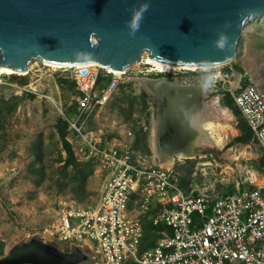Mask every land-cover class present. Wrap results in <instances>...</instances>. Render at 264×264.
I'll use <instances>...</instances> for the list:
<instances>
[{
  "label": "rangeland",
  "instance_id": "rangeland-1",
  "mask_svg": "<svg viewBox=\"0 0 264 264\" xmlns=\"http://www.w3.org/2000/svg\"><path fill=\"white\" fill-rule=\"evenodd\" d=\"M30 69L27 75H0V258L34 237L41 238L42 231L55 218V205L61 197L73 198L83 206H95L105 179L100 165L91 161L86 181L80 182L79 169L88 160L82 156L78 139L68 127L64 139L59 132L65 121L63 113L71 116L76 109L72 69L45 65L39 59L31 62ZM95 70L99 78L108 74L107 69L98 65ZM222 71L230 76L226 81H214L208 77L214 71L199 68L158 71L149 65L145 53L144 63L126 70L116 93L89 125L104 126L109 139L126 142L137 152L157 155L158 105L145 79L168 76L181 84L206 83L205 103L223 107L222 91L238 92L251 83L264 92V19L253 18L242 29L236 57ZM13 96L21 97L15 106ZM211 114L210 118L220 123L213 135L220 133L223 141L218 144L215 140L210 146L199 143L201 156L175 157L173 164L182 185L188 191L206 190L217 196L237 191H231L230 184H243L250 173L255 174L257 182L264 180V172L257 167L264 153L260 145L255 140L247 144L234 141L241 134L239 118L229 108L226 118L218 116L220 112L217 116ZM64 140L72 146L81 164L76 169L64 167ZM88 170L84 166L82 172ZM244 184L250 185L246 181ZM155 211L151 210L143 221L145 233L151 222L159 225L154 223ZM151 232L148 239L144 233L142 246L155 243L168 229Z\"/></svg>",
  "mask_w": 264,
  "mask_h": 264
},
{
  "label": "built area",
  "instance_id": "built-area-1",
  "mask_svg": "<svg viewBox=\"0 0 264 264\" xmlns=\"http://www.w3.org/2000/svg\"><path fill=\"white\" fill-rule=\"evenodd\" d=\"M95 66H64L73 71L77 96L74 113L63 116L82 156L105 172L100 199L95 206H83L61 197L52 224L41 233L44 241L67 251L93 242L89 264H264V183L250 173V186L233 193L188 191L174 164L165 166L155 154L109 139L104 126H90L126 73L107 69V83L98 88ZM223 67L197 68L214 71L208 75L214 81H226L230 76ZM232 96L264 152V92L250 83ZM153 209L154 223L164 224L171 233L143 249V221Z\"/></svg>",
  "mask_w": 264,
  "mask_h": 264
},
{
  "label": "water",
  "instance_id": "water-1",
  "mask_svg": "<svg viewBox=\"0 0 264 264\" xmlns=\"http://www.w3.org/2000/svg\"><path fill=\"white\" fill-rule=\"evenodd\" d=\"M144 2L150 8L131 36L127 22ZM256 17L264 19V0H0V70L27 75L39 59L125 72L145 53L166 64L222 67L234 61L242 29ZM221 33L228 37L226 51L214 43ZM145 82L158 105L160 151L174 159L181 152L200 155L192 119L207 104L203 84L176 83L168 76ZM92 255L81 246L65 251L34 237L6 252L0 264H81Z\"/></svg>",
  "mask_w": 264,
  "mask_h": 264
},
{
  "label": "bare ground",
  "instance_id": "bare-ground-1",
  "mask_svg": "<svg viewBox=\"0 0 264 264\" xmlns=\"http://www.w3.org/2000/svg\"><path fill=\"white\" fill-rule=\"evenodd\" d=\"M145 62H146V60H145ZM147 62L150 63L151 65H154L155 68L158 69V71L170 72L172 70H176V69H180V68H188V69H196L197 68L196 66H179V65L157 62V61L152 60L149 57H147ZM45 63L49 66H53L56 68L57 67H64L63 65H57L54 63H50V62H45ZM89 65H96V64L89 63ZM202 68H207V67H202ZM12 72L13 71L10 69H1L0 75L3 73H12ZM114 72H116V71H114ZM116 73H118V72H116ZM22 74H27V73H22ZM200 110L201 111L198 113V115H195L192 119V123H193L194 130H195L194 144L207 143L210 146V143H213V141H215V140L218 144H221L223 141V135H221L220 133L217 134L216 136L213 135L220 123H218V121H214L211 119L212 118L211 113H215L216 114L215 116H217V114H219V112H220V114L218 116H221V114H222V116L226 118V116L228 115V109L223 107V106H220L219 104H216V103L212 104L211 103V105L206 104V105L202 106L200 108ZM208 110H211V111L209 112ZM215 120H216V118H215ZM205 146H207V145L205 144ZM221 148H222V146H221ZM156 153H157V156L159 157V159L163 165L170 166L171 164H173L174 157H172L169 153H164V152L160 151L158 144H157V148H156ZM181 156L186 157V154L184 152H181L178 157H181Z\"/></svg>",
  "mask_w": 264,
  "mask_h": 264
},
{
  "label": "trees",
  "instance_id": "trees-1",
  "mask_svg": "<svg viewBox=\"0 0 264 264\" xmlns=\"http://www.w3.org/2000/svg\"><path fill=\"white\" fill-rule=\"evenodd\" d=\"M106 83H107V80L105 78L100 77L99 81H98V88L104 87L106 85ZM72 86L74 87V84H72ZM222 94H223V98H222L223 104L225 106L229 107L233 111V113L239 118L238 128L241 131V134H239L237 137H235L234 141L239 142V143H244V144H247V143L251 142L252 140H254L252 130L249 127V125L246 122V120L244 119V117H243L241 111L239 110V108L235 105L232 93L230 91H228V92L222 91ZM12 100H13L14 106H15L21 100V97L13 96ZM67 127H68V124H67L66 121H64V125L63 126L59 127V132H60V135H61V137L63 139L65 138V129ZM64 142H65L64 148L67 151V158L65 160L64 167L67 168L69 166H72L73 169H76L81 164L78 163V161L76 160V156L74 154V150L72 149V146L69 144V142H67L65 140H64ZM84 166H87V169H89L88 172H82V169H84ZM84 166L79 169V171L82 174L81 179H80V182H82V183H84V181H86V178H87V176L89 174V171L91 170V161L88 160L87 163L84 164ZM257 167H258L259 170H262L264 172V153L261 156ZM182 184H183V181H182ZM231 191H232V189H231ZM164 227H166V226H164L162 224H159V225L156 226V225H154L151 222V227L150 228H146V233H145L146 237L145 238L148 239L151 236V233H152L151 231H157L158 232L159 230H161ZM167 229H168V232L171 233V231H170V229L168 227H167ZM155 243H150L146 247L142 246V248L145 249V248L154 246Z\"/></svg>",
  "mask_w": 264,
  "mask_h": 264
},
{
  "label": "clouds",
  "instance_id": "clouds-1",
  "mask_svg": "<svg viewBox=\"0 0 264 264\" xmlns=\"http://www.w3.org/2000/svg\"><path fill=\"white\" fill-rule=\"evenodd\" d=\"M149 8L150 4L148 2H144L141 3L138 8L132 9V19L130 22H127V27L129 28V35L135 36L136 32L139 31L140 25L144 19V14L149 10ZM214 43L218 49H220L221 51H226L228 47L227 35L221 33ZM201 63L207 65L213 62L202 61ZM202 87H205V84H203Z\"/></svg>",
  "mask_w": 264,
  "mask_h": 264
},
{
  "label": "crops",
  "instance_id": "crops-1",
  "mask_svg": "<svg viewBox=\"0 0 264 264\" xmlns=\"http://www.w3.org/2000/svg\"><path fill=\"white\" fill-rule=\"evenodd\" d=\"M218 98H220V97H218ZM218 102V101H217ZM225 106V105H224ZM225 108H229V107H226L225 106ZM230 109V108H229ZM248 182L247 181V179H245L244 180V182ZM244 182H242L243 184H240V182L239 181H237L235 184H230V186H229V189H236V190H242V189H244V188H246V187H249L250 185H248V186H245V184H244ZM260 183H264V180H261L260 181ZM235 192V191H234ZM233 193V192H232ZM82 247V249H85L87 252H89V253H93L94 251H93V249H94V243L93 242H91V241H86L85 242V246H81ZM66 251V250H65ZM89 263H90V261H89Z\"/></svg>",
  "mask_w": 264,
  "mask_h": 264
},
{
  "label": "flooded vegetation",
  "instance_id": "flooded-vegetation-1",
  "mask_svg": "<svg viewBox=\"0 0 264 264\" xmlns=\"http://www.w3.org/2000/svg\"><path fill=\"white\" fill-rule=\"evenodd\" d=\"M206 91H207V93H208V89L206 88ZM27 242H29V241H27ZM26 242V243H27ZM22 244H24V243H22ZM21 245V244H20ZM15 248V247H14ZM67 251V250H66ZM81 264H89V261H84L83 263H81Z\"/></svg>",
  "mask_w": 264,
  "mask_h": 264
}]
</instances>
